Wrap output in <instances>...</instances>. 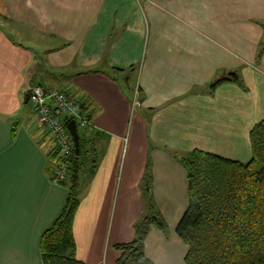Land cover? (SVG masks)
I'll return each instance as SVG.
<instances>
[{"label":"crops","instance_id":"crops-1","mask_svg":"<svg viewBox=\"0 0 264 264\" xmlns=\"http://www.w3.org/2000/svg\"><path fill=\"white\" fill-rule=\"evenodd\" d=\"M232 73L239 83L212 86ZM36 85L77 97L97 133L75 258L118 264L149 201L166 231L149 224L145 257L184 264L179 159L193 149L250 159L249 132L264 119V0H0V264H43L41 236L68 193L50 178L54 147L25 102Z\"/></svg>","mask_w":264,"mask_h":264},{"label":"trees","instance_id":"trees-1","mask_svg":"<svg viewBox=\"0 0 264 264\" xmlns=\"http://www.w3.org/2000/svg\"><path fill=\"white\" fill-rule=\"evenodd\" d=\"M225 81L239 83L232 73L212 86ZM69 121L64 117L63 124ZM76 130L78 146L68 155L60 156V149L49 139L56 161L50 175L56 166L66 163L65 179L60 183L68 193L60 215L41 236L43 264H84L75 258L71 226L79 202L80 173L86 169L92 173L96 167L97 133L92 125L77 126ZM249 142L251 157L246 162L201 149L180 157L187 173L188 204L175 233L187 246L184 264H264V119L250 130ZM144 183L148 188L147 179ZM147 203L150 208L136 226L135 240L117 247L121 251L118 264H149L143 250L149 224L155 223L162 232L166 231L163 218L151 202Z\"/></svg>","mask_w":264,"mask_h":264},{"label":"built area","instance_id":"built-area-1","mask_svg":"<svg viewBox=\"0 0 264 264\" xmlns=\"http://www.w3.org/2000/svg\"><path fill=\"white\" fill-rule=\"evenodd\" d=\"M28 93L38 125L46 131L48 138L56 143L60 149V156L68 155L74 147V142L61 117L74 120L76 127L84 128L91 125L82 111L81 101L57 89L38 85L31 87ZM66 166V163H60L53 169L50 175L53 182L59 184L65 179Z\"/></svg>","mask_w":264,"mask_h":264},{"label":"water","instance_id":"water-1","mask_svg":"<svg viewBox=\"0 0 264 264\" xmlns=\"http://www.w3.org/2000/svg\"><path fill=\"white\" fill-rule=\"evenodd\" d=\"M29 100V93H27L25 95V102H27ZM67 129L70 132V135L72 136L73 142H74V147L75 149H77L78 146V134H77V130H76V124L74 120H70L67 123Z\"/></svg>","mask_w":264,"mask_h":264},{"label":"rangeland","instance_id":"rangeland-1","mask_svg":"<svg viewBox=\"0 0 264 264\" xmlns=\"http://www.w3.org/2000/svg\"><path fill=\"white\" fill-rule=\"evenodd\" d=\"M260 47H261V45H260ZM31 70H32V73H33L32 75H34V74L36 75L37 74V71H35L36 67H31ZM133 108L134 107H132V110H133Z\"/></svg>","mask_w":264,"mask_h":264}]
</instances>
